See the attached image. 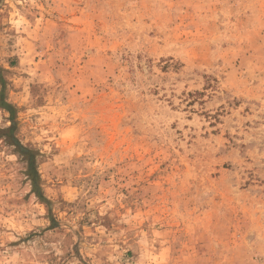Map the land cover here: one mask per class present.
<instances>
[{
  "label": "rangeland",
  "instance_id": "obj_1",
  "mask_svg": "<svg viewBox=\"0 0 264 264\" xmlns=\"http://www.w3.org/2000/svg\"><path fill=\"white\" fill-rule=\"evenodd\" d=\"M0 264H264V0H0Z\"/></svg>",
  "mask_w": 264,
  "mask_h": 264
},
{
  "label": "trees",
  "instance_id": "obj_2",
  "mask_svg": "<svg viewBox=\"0 0 264 264\" xmlns=\"http://www.w3.org/2000/svg\"><path fill=\"white\" fill-rule=\"evenodd\" d=\"M2 105H3L2 107L5 108L7 110V112L11 113L12 106H10L9 104H6L5 102ZM23 154L29 156V152H25ZM27 161H28V168H27L26 175L28 176L29 180L31 181L32 192L35 193L37 197L44 199V198H42L41 190H40V187L38 184L39 175H38V172L36 170L34 161L32 160L31 157H29V159Z\"/></svg>",
  "mask_w": 264,
  "mask_h": 264
}]
</instances>
